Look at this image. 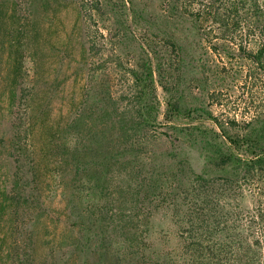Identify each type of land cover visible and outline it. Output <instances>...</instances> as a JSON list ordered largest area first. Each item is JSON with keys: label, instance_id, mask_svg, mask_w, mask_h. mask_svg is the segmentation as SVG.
<instances>
[{"label": "rangeland", "instance_id": "374dc122", "mask_svg": "<svg viewBox=\"0 0 264 264\" xmlns=\"http://www.w3.org/2000/svg\"><path fill=\"white\" fill-rule=\"evenodd\" d=\"M148 57L177 69L171 95L158 86L162 111L173 97L183 109L218 113V97L208 98L212 88L219 89L218 100L238 101L240 84L229 70L219 71L194 22L162 0H0V264H109L89 252L99 239L86 214L89 205L105 202L106 190L98 188L95 197L88 180L96 175L60 170L58 145L69 140L80 151L85 143L108 150L104 128L119 115L112 114L107 94L128 92L131 69ZM23 115L30 133L15 137L13 125ZM175 124L151 129L164 142L156 151L167 148L176 154L172 164L193 172L222 173L205 155L208 145L187 134L190 123ZM101 163L95 165L108 166ZM99 175L101 186L106 174ZM244 186L251 189L244 206L256 212L259 187ZM167 214L159 210L151 218L156 236ZM256 258L264 262L263 249Z\"/></svg>", "mask_w": 264, "mask_h": 264}, {"label": "trees", "instance_id": "16d2710c", "mask_svg": "<svg viewBox=\"0 0 264 264\" xmlns=\"http://www.w3.org/2000/svg\"><path fill=\"white\" fill-rule=\"evenodd\" d=\"M162 2L194 22L218 59L219 71L229 70L241 92L238 101L228 104L212 88L208 98L218 97L213 104L218 113L183 109L173 97L163 112L157 89L171 95L177 69L161 61L152 64L148 57L140 69L130 71L131 94H107L112 114L119 115L104 128L108 150L93 151L85 143L80 151L69 140L58 145L57 155L65 163L57 164L60 170L74 167L89 179L96 175L88 180L95 197L98 188L106 190L105 202L88 204L86 211L99 239L98 249L89 252L105 256L109 264H264L256 258L264 250V0ZM177 119L190 123L187 134L208 145L205 155L222 173L193 172L172 164L176 154L167 148L165 153L156 151L164 142L151 131L168 122L173 127ZM27 120L25 115L17 118L15 137L29 135ZM98 159L108 166H96ZM228 169L230 175L225 174ZM253 183L261 197L256 212L244 206V185ZM159 210L168 214L156 236L149 223Z\"/></svg>", "mask_w": 264, "mask_h": 264}]
</instances>
